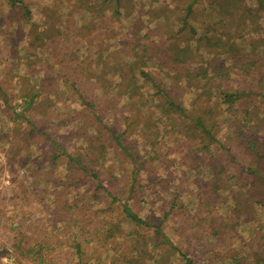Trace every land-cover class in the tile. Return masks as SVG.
Instances as JSON below:
<instances>
[{
  "label": "rangeland",
  "instance_id": "1",
  "mask_svg": "<svg viewBox=\"0 0 264 264\" xmlns=\"http://www.w3.org/2000/svg\"><path fill=\"white\" fill-rule=\"evenodd\" d=\"M21 1L30 16L0 0V264H185L183 255L194 264H264V202H247L240 189L250 163L264 172V99L229 106L217 91L251 90L264 63L242 76L221 55L228 81L185 75L204 68L193 54L218 52L205 36L226 34L236 16L239 46L251 52L250 40L264 34V0ZM190 6L194 30L183 28ZM183 48L186 63L175 59ZM134 61L193 114L212 108L219 142L203 150L182 118L155 108L150 86L143 101L130 98L133 74L116 66ZM112 129L132 157L90 144ZM126 204L151 227L130 221Z\"/></svg>",
  "mask_w": 264,
  "mask_h": 264
},
{
  "label": "trees",
  "instance_id": "2",
  "mask_svg": "<svg viewBox=\"0 0 264 264\" xmlns=\"http://www.w3.org/2000/svg\"><path fill=\"white\" fill-rule=\"evenodd\" d=\"M7 4H9L11 7H16L17 5H20L24 8V10L27 13V16H30V10L27 5L23 3L21 0H7ZM119 5L120 2L118 1L116 3L115 8V14L119 15ZM192 14V8L191 6L188 8L186 16L183 20V28L189 27V29L194 30V27L189 24L188 19L190 15ZM236 20L239 21L237 24H234L232 29L228 28V25L226 24L225 29H227L226 34L218 35L216 38L213 37H206L209 40L210 47L217 49L218 52L213 56H202L198 52V48L195 49V51L200 55L197 56V54H193V58L191 59H198L196 62L201 63L204 67L200 71L192 73L189 72V69L185 71V75L190 77H197L201 79H205L206 81H212L213 79L216 80H226L228 81L229 72L226 70H229V67L226 66V62L223 64L218 61L217 57L224 55L226 56V61L228 62L229 66L239 64L241 66V75L242 76H248L250 75L252 70L257 69L260 62L264 63V57L258 56L257 49L261 46L264 47V34L261 35L256 40H250L249 44L252 45L253 50L251 52H246V50L243 48V46L239 43L242 37V29H241V19L240 17L236 16ZM235 33H232L235 31ZM195 32V31H193ZM226 36V39H225ZM205 38H202V40ZM191 50H187L186 48H183L180 50V54L176 56V61L181 63H186V58L189 57V53ZM211 51V50H210ZM211 53V52H210ZM212 58V59H211ZM146 63L143 62L142 66ZM129 68L126 69L125 67H118L116 66V70L120 75L127 76L129 74H133L130 79L135 80L134 88L132 89L131 93L129 94L130 98H134L136 96H139V98L143 101V96L146 94V92L143 90V86H150L154 88V96L152 99L155 103V108H161V112L166 115H172L178 116L179 118H182L187 125H189L192 132H190L194 138L201 139L202 141V149L205 151H209L211 149V146L215 143H218L219 140L217 138V132L215 129H213V125L216 124L215 121V115L214 110L209 107L202 108V113H195L193 114L191 110H188L185 106H183L181 103L177 101L176 98L172 96V94L167 90L168 83L164 82L162 78H155L151 73H149L146 70L140 69V64L138 61H134L132 64L128 66ZM209 71H212L213 73H209ZM135 73L139 74L138 76L135 75ZM256 74L255 77H264V72L262 69H259L258 71L254 72ZM227 78V79H224ZM137 80L142 83V86H137ZM217 91L220 93L219 98H221L220 102L225 105L232 106L240 100L249 101L248 103H253L252 101L256 100V98L261 97L264 99V80L262 78L257 80V84L254 87H251V90H246L244 88H236L233 89L232 87L227 86H221V88H218ZM210 93V92H207ZM152 95V93H150ZM210 95V94H208ZM38 94H34L31 96L30 100H26L25 103L28 105V107H31L32 103H34L35 99L38 97ZM146 101V100H144ZM199 111V110H198ZM206 113V114H205ZM176 114V115H175ZM18 116L24 118L26 121L30 122L27 115L24 113H18ZM176 116V117H177ZM97 120H100L99 118H96ZM214 120V121H213ZM102 124V121H98ZM213 122V124L211 123ZM112 129L109 131L110 137L108 136V139L106 141L102 140H92L90 142L91 145H94L95 143L99 142L101 144V148H105V146L108 144L111 147H119L122 152H124L126 155H130L132 157V154L127 147V145L124 143L123 135L118 134L117 132H113ZM255 150L256 147L253 145ZM222 147H225L223 144ZM257 151V150H256ZM71 159L75 161V165H77L78 168L82 169L83 171L89 172L90 168L87 166V164L83 161L81 156H78L74 158L71 156ZM99 158L94 157L92 158V164L96 163ZM72 161V162H73ZM91 165V163H88ZM260 165L257 163H250L247 167L243 168V170L247 173L248 182L243 183L240 186V189L242 190L243 187H245L247 190L245 193H242V197L246 199V201L253 200L256 203H263L264 202V172L260 169ZM214 172H219V167L216 165L213 169ZM94 177L98 179L97 188H103L104 185L102 184V181L100 180V177L98 174H94ZM221 186V180L218 181L217 185L214 187L213 190L217 193H219V187ZM247 193V194H246ZM246 194V195H245ZM124 212L126 216L130 219V221L138 224V225H145L147 227H151V224L144 220L142 217L139 216L138 213H136L129 205L124 206ZM158 233H163L160 227H157ZM215 233L213 235H218V230H214ZM77 248L80 247L79 244L76 245ZM80 252V250H79ZM186 260L185 264H194L192 260L187 258L186 255H183Z\"/></svg>",
  "mask_w": 264,
  "mask_h": 264
},
{
  "label": "built area",
  "instance_id": "3",
  "mask_svg": "<svg viewBox=\"0 0 264 264\" xmlns=\"http://www.w3.org/2000/svg\"><path fill=\"white\" fill-rule=\"evenodd\" d=\"M8 261V260H7ZM9 264H15L13 260L8 261Z\"/></svg>",
  "mask_w": 264,
  "mask_h": 264
}]
</instances>
